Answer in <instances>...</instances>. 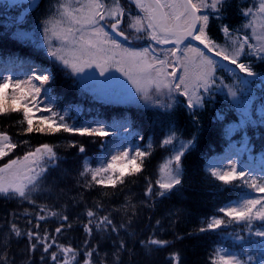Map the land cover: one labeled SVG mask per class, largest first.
<instances>
[{
  "label": "snow or ice",
  "instance_id": "obj_1",
  "mask_svg": "<svg viewBox=\"0 0 264 264\" xmlns=\"http://www.w3.org/2000/svg\"><path fill=\"white\" fill-rule=\"evenodd\" d=\"M41 2L42 0H0V6L3 8L17 10L15 17L4 25L5 28L15 29L12 33L13 39L21 42L31 40L33 34L24 29L31 23L32 14L40 9ZM125 2L134 5L139 12L133 15L121 0H55V3L50 0V7L36 20V32H42L43 45H47L48 55L73 75L87 80L95 76V72L85 76L88 69H98L100 76H106L110 69L115 68L131 82L135 93L143 100L145 106L172 112L177 105L176 95L185 97V106L194 123H198L196 109L205 107L206 98L212 97L219 80L220 87L226 88L227 95L232 98L238 121L225 126L224 137L228 147L222 157L208 161L206 171L225 186L248 188L255 193H264V150L259 157V171L241 159L246 153L250 160L253 159L255 137L251 130L259 132L260 139L264 141V74L255 71L252 62H245L248 57H255L264 62V0H253L251 6L238 8L240 16L244 18V23L239 28L224 22L231 7V0ZM211 19L218 22L221 33L226 37L224 45L218 44L209 35ZM122 25L135 33L136 39L146 38L156 45L172 47L161 48L159 51L155 47H126L116 38L123 37L125 41L129 39ZM248 30L251 31V36L247 34ZM186 41L188 43H185ZM193 41H198L203 48L193 44ZM208 53H214L216 57L235 65V68L223 69L233 74L232 84L225 85L223 78L217 76L221 65ZM242 57L245 59L242 60ZM238 73L245 75L241 77ZM257 77L262 82L258 104L253 91ZM51 80V73L47 69L35 65L29 67L23 79H14L11 74L0 75V116L22 112V119L18 123L27 125L24 129L26 134L33 131L55 134L63 130L65 133L103 138L118 135L120 131H129L127 124H121L118 130L113 132H109L103 124L95 127L69 124L65 119L67 112L53 110L55 101L45 105L44 110L50 115L40 117V126L34 128L33 116L30 113L33 108L39 109L43 103L41 93H47L45 85ZM9 88L12 89L11 94L8 92ZM162 96L166 97V100L162 101ZM217 119L223 121L225 116L222 113L217 114ZM139 139L143 140L144 137L140 136ZM196 142L195 135L183 141L175 127L169 128L160 141V146H172L173 154L161 165L155 184L148 182L144 191L145 197L149 200L153 197L167 198L174 190H182L185 176L182 158ZM22 143L27 144L28 141ZM177 144L179 147H176ZM18 146L7 132H0V160L10 156ZM69 147L76 148L81 154L86 152L85 146L75 141L71 142ZM152 147L149 142L147 150L132 147L117 149L110 157L101 159L95 168L85 158L81 162L78 175L81 179H90L85 180L83 187L90 189L96 184L115 188L117 185H124L126 176H135L143 171L146 158L152 154ZM62 162L56 146L47 143L26 152L23 156L9 159L0 166V197L36 204L34 194L46 191L44 185L52 173L59 170ZM102 207L101 204H96L97 210ZM40 210L47 211L51 217L69 221L67 215L52 211L48 205L40 206ZM124 210L126 214L130 211L132 216L117 226L111 213L98 215V211L87 209L88 222L84 225V231L88 239L84 241L83 264H108L106 257L109 253L101 256L99 244L90 245V238L93 237L94 231L97 234L116 233L119 236L120 229L127 230L136 214V205L132 203L131 197L124 205ZM216 211L218 214L209 217L199 228L200 233L226 231L233 225H239L247 235L226 233L232 240L243 245L241 251L235 252L221 245L214 249L210 264H264V195L245 194ZM24 214L29 213L25 210ZM39 219L45 220L47 217L41 215ZM160 223L159 220L156 221L158 226ZM39 227V224L35 225V228ZM65 227L71 228L72 223L61 224L55 232L60 234ZM13 237L17 240L26 237L28 240L22 250L24 257L21 264H32V254L38 247H42V252L47 253L55 264H80L77 259L81 255L79 249L70 244H58L48 233L22 230L16 223H11L7 233H0V264H14L7 251ZM172 243L157 238L154 233L139 241L145 255H151L152 252L162 250ZM53 245L59 250V255L56 251L49 252ZM114 245L115 251L111 253L112 264H123L124 253L129 257L128 264H132L134 248L123 239L114 242ZM44 259L42 254L40 260ZM168 259L174 264H180L179 252L170 253Z\"/></svg>",
  "mask_w": 264,
  "mask_h": 264
},
{
  "label": "trees",
  "instance_id": "obj_2",
  "mask_svg": "<svg viewBox=\"0 0 264 264\" xmlns=\"http://www.w3.org/2000/svg\"><path fill=\"white\" fill-rule=\"evenodd\" d=\"M48 2L49 0H42L37 13L44 11ZM252 2L253 0H231V7L227 11V19L224 22L239 28L244 23V18L240 16L238 8L251 6ZM16 12L17 10L10 12L9 9L0 6V58L15 65L21 62L24 57L33 56L36 59H41L46 67L51 66L45 57H37L39 55L33 51L35 48L32 41L15 40L12 38L15 29L4 27L5 23L15 17ZM33 15L34 13L31 21L35 18ZM32 24L29 23L24 30L29 32ZM208 33L218 44H225L226 37L221 33L215 19L210 20ZM247 34L251 36V31L248 30ZM253 43H255L254 38ZM248 61L253 63L255 71L264 74V62L255 57H248ZM223 69L222 66L218 69L217 76L223 78L225 85L232 84L234 82L233 74ZM49 72L52 80L45 87L54 98L55 103L52 105L54 111H60L67 106L82 107L77 126H84V124L98 119L105 121L107 125L114 120L127 119V122H130L134 129H138L144 137L143 140H140V150H147L146 140L149 136L155 139L156 143L152 147V154L144 162L143 171L135 176H126L124 185H117L113 188L93 184V187L89 189L83 185L85 180L90 177L81 179L78 175L81 170V162L87 158L91 163L96 164L102 153H106L108 156L113 149L114 137L104 140L101 137L65 133L63 130L55 134L36 131L26 134L24 129L27 125L18 123L22 119V112L0 116V132H7L13 142L19 145L10 156L3 159V162L29 151L30 147L45 143L56 146V151L63 161L59 170L52 173L49 181L44 185L46 191L34 194L33 198L36 199V204L0 197V233H7L11 223H16L22 230L39 231L41 234L48 233L58 244H70L79 249L81 255L77 259L80 264H83L84 241L88 239L84 231V225L88 222L87 209L92 208L98 211V215L111 213L114 223L119 226L121 223H125L129 216H132L130 211L126 214L124 210V205L131 197L132 203L136 205V214L131 226L127 230L120 229L119 236L116 233L97 234L94 231L93 237L90 238V245L99 244L101 256L104 253H109L106 257L108 264H112L111 253L115 251L114 242H118L120 239L125 240L130 247L134 248L135 255L132 257V264H174L168 259L172 252H179L180 264H210V257L213 255L214 249L221 243H228L230 246L242 249L243 245L231 242L226 234L233 231L246 236L247 232L242 231L239 225H233L226 231L218 230L205 233L198 231L209 217L218 214L216 210L219 207L238 199L240 194L251 190L225 186L206 171V165L210 158L226 151L228 147L224 137L225 126L238 121L232 98L227 95L226 88L220 87L219 80L212 97L206 98L205 107L196 113L198 123H194L192 115L183 104L182 96L179 97L182 100H178L179 102L172 112H166L164 109L154 106L147 107L135 98L130 100L131 97L114 101L99 100L98 96L92 94L85 85H79L62 69L51 66ZM257 79L260 80L259 77ZM253 91L257 96L258 104L261 88L254 86ZM8 92L11 94L12 89H8ZM161 100L164 101L163 96ZM220 113L225 116L223 121L217 119V114ZM33 126L34 128L40 126L39 118H33ZM44 127L47 126L44 125ZM170 127H175L180 137L185 136L191 139L195 135L197 142L184 156L185 176L182 190H174L167 198L153 197L149 200L144 196V191L149 181L153 184L155 182L158 164L156 156L161 155L166 149L160 146V141L168 133ZM251 134L255 137L253 159L250 160L247 153L241 159L252 164L255 169H259L261 166L259 157L264 150V141L260 139V134L255 129L251 130ZM236 138L238 139V137ZM23 141H28V143L23 144ZM73 141L83 144L86 152L81 154L76 148L69 147ZM65 170H67V174H65ZM97 203L103 207L97 210ZM42 205H48L52 211L67 215L69 221L65 222L58 217H51L47 211L41 212L40 206ZM117 209L119 211H116ZM25 210L28 211V215L24 214ZM41 215L46 216L47 219L40 220L39 216ZM157 220L161 222L159 226L156 224ZM69 222L72 223L71 228L65 227L60 234L55 232V229L61 224L66 225ZM36 224L40 225L38 229L35 228ZM153 233L157 238L173 243L162 250L152 252L151 255H145L139 241L147 239ZM177 237H183V239ZM27 243L26 237L19 240L13 237L11 240L7 251L9 259L14 260V264H21L24 257L22 250ZM53 251L59 255V250L55 245L49 249V252ZM42 254L45 256L44 261L40 260ZM31 259L32 264H55L47 253L42 252V247L37 248ZM122 261L123 264H128L127 253L122 254Z\"/></svg>",
  "mask_w": 264,
  "mask_h": 264
},
{
  "label": "rangeland",
  "instance_id": "obj_3",
  "mask_svg": "<svg viewBox=\"0 0 264 264\" xmlns=\"http://www.w3.org/2000/svg\"><path fill=\"white\" fill-rule=\"evenodd\" d=\"M121 2H122V0H121ZM52 3H55V0H52ZM49 7H50V5H49ZM38 16L39 15H36L35 20H34V24L36 23V20H38L40 18V17L38 18ZM30 33L33 34L31 41L39 43L40 46L43 45V35H42V32L41 33L36 32V24L34 26V29L30 30ZM128 36H129V39L127 41H123L122 39H119L120 42L122 44H124L126 47L137 48V49L147 47V46H142V44H143L142 39H136L135 38V36H136L135 33L130 32ZM116 38L118 39V37H116ZM137 43H138V45H136ZM41 47L44 50V55L48 57L49 55L47 53V45H43ZM170 47H172V45L168 46V47L166 45H163V46L161 45V46H157V50L159 51V49H161V48L166 49V48H170ZM50 58L56 64L59 63L58 61H55L51 56H50ZM217 61L222 63V64L225 63L220 58H218ZM27 65H29V66H27ZM27 65L26 66L19 65L17 68H14V71H13V69L10 65H7L6 63H3V64L1 63L0 64V75L11 74V75H13L14 79H17V78L23 79L25 74L29 71V67L31 65H35L38 68H44L43 66H41L40 64H37V63H27ZM92 72H95V76L90 77L85 81L88 84V86L90 87V89H92L94 92H97L98 94H100L103 98H106L109 100L112 98H113V100H124V99H129L131 97L130 100H133V98L136 99L135 88L132 86L131 82L128 81L127 78L121 72L117 71L115 68L110 69L106 73V76H100L98 69H88V70H86L84 75L87 76L89 73H92ZM47 98L48 97L46 96V93H41V100L43 101V103L40 104L39 109H37V108L32 109L36 113V115H33V116L42 117V116L50 115V113H48L47 111L44 110L45 105L49 104ZM136 100H138V99H136ZM29 107H31V105H29ZM81 111H82L81 108L68 107L67 109L63 110L61 113L67 112V116L65 117V119L67 120V122H69V120L72 121V118L74 116L78 115L79 113H81ZM123 120H126V119H123ZM101 124L102 123H100L98 121L92 125L99 126ZM121 124H124V123L123 122L115 123L112 126H109L108 128L111 129L112 131H117ZM114 125L116 127H113ZM106 129H107V127H106ZM132 133L134 134V132H132L129 129V131H127V132L120 131L118 135H115L114 136V142H113V150L111 153H114L117 149H122L124 147L135 148L134 143L129 141V138L132 136ZM181 140H183V139H181ZM40 145H42V144L35 146L32 150H34L36 147H38ZM177 145L179 147V144H177ZM172 154L173 153L171 150V151H168L167 153H165V156L161 157L160 164L156 167L157 174H156L155 181L159 178V175H160L159 170H160L161 165L164 164L166 162V160ZM105 157H109V156H107L106 154L101 155L99 157V162L101 159H103ZM88 161L90 162V160H88ZM99 162L96 166H94L91 162L90 163H91L92 167L95 168L99 165ZM247 195L248 196H261L264 194L252 192V193H248ZM221 245L229 248L226 243H223ZM229 249L232 251L238 252L232 248H229Z\"/></svg>",
  "mask_w": 264,
  "mask_h": 264
},
{
  "label": "bare ground",
  "instance_id": "obj_4",
  "mask_svg": "<svg viewBox=\"0 0 264 264\" xmlns=\"http://www.w3.org/2000/svg\"><path fill=\"white\" fill-rule=\"evenodd\" d=\"M185 43H188V42L186 41ZM192 43L195 44V45L198 46V47L203 48V45H200L198 41H193ZM181 47H183V46H181ZM208 55L213 56V58L216 59V60L218 59V58L214 55V53H208Z\"/></svg>",
  "mask_w": 264,
  "mask_h": 264
}]
</instances>
